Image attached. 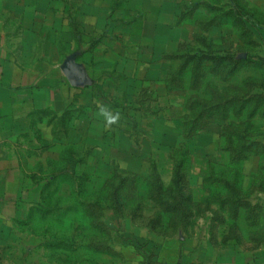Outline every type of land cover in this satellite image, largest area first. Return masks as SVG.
<instances>
[{"label": "rangeland", "instance_id": "1", "mask_svg": "<svg viewBox=\"0 0 264 264\" xmlns=\"http://www.w3.org/2000/svg\"><path fill=\"white\" fill-rule=\"evenodd\" d=\"M61 1L68 34L31 41L0 10L25 64L50 76L70 57L86 78L39 116L34 191L8 185L0 205V264H264L263 48L214 33L232 20L217 0Z\"/></svg>", "mask_w": 264, "mask_h": 264}, {"label": "crops", "instance_id": "2", "mask_svg": "<svg viewBox=\"0 0 264 264\" xmlns=\"http://www.w3.org/2000/svg\"><path fill=\"white\" fill-rule=\"evenodd\" d=\"M81 1L88 5L87 0ZM217 1L220 2L217 6L225 8L224 14L232 17V20L228 19L224 22L225 25H231L230 27L215 30L214 33L221 35L224 39L238 38L241 41H254L256 45L263 48V51H260V57L261 61L264 62V0ZM60 2L65 4V1L50 0L44 3L37 1L26 6L24 1H21L20 3H13V9L10 10L8 8V0H1L0 10L4 16H7L4 18L5 23L13 17L12 14L14 12L19 11L21 14L16 15L19 17L16 21L20 20V29H17L16 33L13 32V35L22 33L19 36L21 39L31 41L34 38H39L41 31L45 30H51L54 34L58 32L63 36L68 34L63 25L64 21L68 20V22H71V18H66L64 8L61 11L60 8L56 7ZM21 4L24 9H27H19ZM44 4H48L46 8ZM197 5L198 1H196L195 7ZM50 6H53V8L49 11ZM8 10H10V13H8ZM60 13L63 17H60ZM81 14L86 16L87 13L81 12ZM147 19L144 22H148ZM1 20L2 17H0V23H2ZM82 21L84 20L81 19ZM48 24L51 25L48 26ZM5 33H7L5 27L0 26L1 206L3 205L2 200L6 197L5 195L9 193L8 191H15L12 188L10 190L8 185L18 186L16 191L19 192L21 201L25 200L23 193L28 192V194H31L34 191L31 184H34L33 177L35 178L38 175H33L31 172H29V175L25 168L28 157L32 158L34 154L39 156L40 152L44 150H41L38 145V138L41 134L39 116H41L42 111H50L54 115L56 113L60 114V112L64 113L67 106L65 88L72 84L75 85L76 79L73 78L74 76L79 80L85 76H82L81 67H76L70 57L64 59V62L59 67L58 74L50 76L43 72L46 69V66L43 65L44 63L37 61L35 65L25 64L20 56L23 53H32V51H26L24 48L25 51L18 49L19 54L13 52L5 43ZM54 39L48 35L46 40L51 45H54L52 42ZM48 50H50L49 47ZM23 149L27 151V155H24ZM12 175L15 179L10 178ZM25 184H27L26 188L23 187ZM18 206L20 208L21 204L19 203Z\"/></svg>", "mask_w": 264, "mask_h": 264}, {"label": "clouds", "instance_id": "3", "mask_svg": "<svg viewBox=\"0 0 264 264\" xmlns=\"http://www.w3.org/2000/svg\"><path fill=\"white\" fill-rule=\"evenodd\" d=\"M96 115L102 118L105 127H111L120 120V113L118 111H114L111 107L102 103L97 104Z\"/></svg>", "mask_w": 264, "mask_h": 264}, {"label": "trees", "instance_id": "4", "mask_svg": "<svg viewBox=\"0 0 264 264\" xmlns=\"http://www.w3.org/2000/svg\"><path fill=\"white\" fill-rule=\"evenodd\" d=\"M101 39V37H100ZM119 60L116 61V63H118ZM78 73V72H77ZM79 74V73H78ZM83 79H86L85 76L83 77ZM157 121V120H154ZM170 134V132L168 131H160L159 133L156 131V129L152 130V136L154 137V140L158 141L161 144H165V147L167 146L166 144H168L167 142L163 141L165 140V138ZM164 146V145H161Z\"/></svg>", "mask_w": 264, "mask_h": 264}]
</instances>
